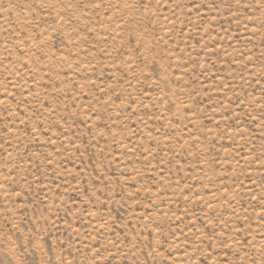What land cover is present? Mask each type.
<instances>
[{"label": "rangeland", "instance_id": "374dc122", "mask_svg": "<svg viewBox=\"0 0 264 264\" xmlns=\"http://www.w3.org/2000/svg\"><path fill=\"white\" fill-rule=\"evenodd\" d=\"M0 264H264V0H0Z\"/></svg>", "mask_w": 264, "mask_h": 264}]
</instances>
